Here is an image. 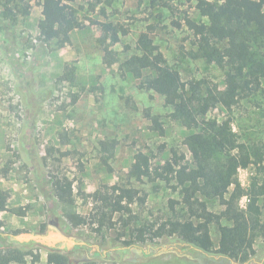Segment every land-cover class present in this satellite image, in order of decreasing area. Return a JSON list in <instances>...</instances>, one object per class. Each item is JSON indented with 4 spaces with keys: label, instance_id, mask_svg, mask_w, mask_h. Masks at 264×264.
I'll return each instance as SVG.
<instances>
[{
    "label": "rangeland",
    "instance_id": "1",
    "mask_svg": "<svg viewBox=\"0 0 264 264\" xmlns=\"http://www.w3.org/2000/svg\"><path fill=\"white\" fill-rule=\"evenodd\" d=\"M22 3L30 4L29 14H19L13 20L6 16V0H0V188L7 190L9 197L6 209L0 212L4 222L0 239L5 240L0 248L8 245L9 235H15V230H21L19 234L48 233L50 221L60 220L69 235L88 244L85 249L68 253L72 264L96 250L97 264H264L261 238L256 241V253L247 262L201 251L178 236L135 244L149 254L152 247L156 249L149 260L135 263L104 259H112L108 252L123 245L132 229L144 224L157 228L163 222L190 214L181 204L180 188L175 190L160 179L138 181L130 176L139 152L148 154L154 167L170 159L173 149L184 155L185 161L192 162L193 156L185 143L191 131L170 116L173 109L165 105L160 94L143 88L142 80L125 71L122 64L140 53L139 37L150 31L167 63L180 72L185 82L206 80L224 88L225 71L199 55L198 37L186 23L187 17L199 23L208 21L196 1L112 0L111 5L104 2L96 10L86 2L76 1L73 6L84 25L72 31L69 42L54 41L49 45L40 40L41 3ZM102 6L106 15L100 10ZM105 21L128 32L111 46L116 58L111 67L104 61L107 43L102 42L104 33L96 23ZM256 66L262 67V61ZM208 116L231 119L239 140L259 145L264 153V95L250 101L243 99L231 109L217 105ZM154 117L164 132L156 127ZM102 140L116 141L115 148L107 153L109 156L113 152L110 168L103 163L106 153L101 150ZM54 176L72 180L82 214H89L93 207L92 198L86 201L85 194L107 190L115 184L138 191L133 211L116 213L115 227L101 232L91 225L74 228L62 220ZM238 176L246 189L255 176L264 179V173L259 174L254 164L241 167ZM172 200L176 201L174 208ZM247 202V196L243 197L241 206L246 208ZM260 203L264 219V199ZM208 207L217 213L223 208L218 200L208 201ZM14 208H23L26 215L15 214ZM125 220H130L128 227H124ZM212 234L217 246L218 225H213ZM57 247L66 249L62 244ZM41 256L38 264H48L49 251L42 249Z\"/></svg>",
    "mask_w": 264,
    "mask_h": 264
},
{
    "label": "trees",
    "instance_id": "2",
    "mask_svg": "<svg viewBox=\"0 0 264 264\" xmlns=\"http://www.w3.org/2000/svg\"><path fill=\"white\" fill-rule=\"evenodd\" d=\"M23 1L26 0H6V16L17 20L19 14L28 15L30 4H23ZM36 1L43 7V18L39 22L40 40L47 45L54 41L69 42L72 31L84 25L76 14L74 2H86L92 10L104 2L112 4V0ZM195 1L208 21L199 23L187 17L186 23L198 37L199 55L217 63L225 71L224 88L206 80L185 82L180 72L167 63L150 31L143 32L139 37L140 53L132 55L122 64L125 71L142 80L143 88L160 94L165 105L173 109L170 116L191 131L185 143L193 156L192 162L185 161V156L178 155L173 149L170 159L154 167L150 156L139 152L130 176L138 181L160 179L175 190L180 188L181 204L190 214L187 218L163 222L157 228L144 224L132 229L131 237L123 240L122 244L154 243L160 238L178 236L201 251L247 262L256 253V241L259 238L264 241L260 203L264 199V179L255 176L250 188L246 189L238 171L241 167L254 164L259 174L264 173V153L259 145L239 140L231 119L219 120L210 118L208 114L217 105L231 109L243 99L250 101L264 95V0ZM164 5L168 6V3ZM100 10L106 15L104 6ZM96 23L101 25L104 33L102 42L107 43L104 61L111 67L116 63L111 46L120 41L121 34L128 32L112 21ZM253 56H256V61ZM259 60L263 63L262 67L256 66ZM153 119L156 127L162 130L158 118ZM100 145L106 153L103 163L110 168L109 159L113 152L109 156L107 153L115 148L116 141L102 140ZM53 186L57 205L63 212V222L74 228L91 225L97 232L115 227L116 213L131 214L138 193L134 188L115 184L107 190L85 194L86 201L92 198L93 207L89 214H82L77 208L72 180L66 176H54ZM245 196L248 202L243 208L241 200ZM8 199L7 190L0 188V212L6 209ZM211 200H218L223 207L219 213L209 209L208 201ZM171 203L173 207L176 201L172 200ZM13 212L19 216L26 215L23 208H14ZM129 221H124V227L130 225ZM213 225L219 228L217 246L212 234ZM3 226L0 218V229ZM21 232L15 230L13 234ZM41 233H45V230ZM42 249L49 251L48 264H72L68 254L57 246L11 240L5 248H0V264H38ZM80 264L97 262L88 260Z\"/></svg>",
    "mask_w": 264,
    "mask_h": 264
},
{
    "label": "water",
    "instance_id": "3",
    "mask_svg": "<svg viewBox=\"0 0 264 264\" xmlns=\"http://www.w3.org/2000/svg\"><path fill=\"white\" fill-rule=\"evenodd\" d=\"M11 241H18L21 243L35 241L47 247H55L58 244H62L68 248H72L74 245H84L86 242L76 240L75 236L68 234L67 229L63 227L60 220L56 221L54 225H50V231L48 233H25L18 235H9ZM142 249H138V253L141 254ZM85 256L76 260V264L88 261Z\"/></svg>",
    "mask_w": 264,
    "mask_h": 264
},
{
    "label": "flooded vegetation",
    "instance_id": "4",
    "mask_svg": "<svg viewBox=\"0 0 264 264\" xmlns=\"http://www.w3.org/2000/svg\"><path fill=\"white\" fill-rule=\"evenodd\" d=\"M50 225H54L56 223V220H51L50 221ZM49 225V226H50ZM76 240H78L76 238ZM5 242L4 239H0V245H3ZM88 244L85 243L84 245H74L72 248H68L66 247V249L63 251L65 253H73L75 252L76 250H81V249H85V247L87 246ZM59 250L60 248L57 247ZM138 249H142V253L139 254L138 253ZM97 250L92 252L91 255L88 257L86 256L89 260H94L96 261V256H97ZM155 252H156V249H154L153 247L151 248V252L150 254L147 253L146 249H144V247H141V246H137L135 244L133 245H119V246H116L114 247L110 252V255L112 256V259H108V258H104L105 260L112 262V261H116V262H119L121 261L122 259H126V260H130V261H134L135 263H139L141 261H145V260H149V258L151 256H154L155 255ZM86 254H84L82 256V258L85 257ZM104 257V255H103ZM75 264H76V261H75Z\"/></svg>",
    "mask_w": 264,
    "mask_h": 264
},
{
    "label": "built area",
    "instance_id": "5",
    "mask_svg": "<svg viewBox=\"0 0 264 264\" xmlns=\"http://www.w3.org/2000/svg\"><path fill=\"white\" fill-rule=\"evenodd\" d=\"M248 199V198H247Z\"/></svg>",
    "mask_w": 264,
    "mask_h": 264
}]
</instances>
